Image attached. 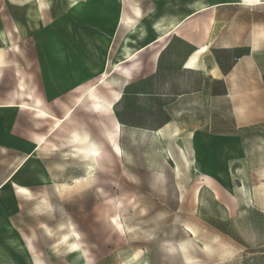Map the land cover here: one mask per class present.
<instances>
[{
	"label": "rangeland",
	"instance_id": "1",
	"mask_svg": "<svg viewBox=\"0 0 264 264\" xmlns=\"http://www.w3.org/2000/svg\"><path fill=\"white\" fill-rule=\"evenodd\" d=\"M43 1L37 5V0H0L4 56L0 104L14 91H28L33 85L50 111L39 116L20 106H0V250L4 256L15 264H30L21 248L30 241L45 264H70L73 222L91 264H264V131L260 127L236 130L226 98L208 97L207 91L221 93L222 85L211 82L200 64L184 70L193 47L173 42L171 50L180 53H165L158 72L128 89L115 107L124 120L119 146L105 143L101 132L109 123L100 122L98 114L83 106L72 105L76 91L54 88V72L59 77L61 67H53V35L46 28L54 16H64L63 8L71 0ZM90 1L118 3L125 14L134 16L131 0ZM135 1L141 17L133 18V23L147 28L166 19H200V2L212 0ZM37 6L38 13L44 11L38 23ZM81 27L89 33L90 28ZM126 32L122 23L109 36L105 72L85 75L83 84L96 83L98 94L109 96L110 87L121 90L122 76L114 72L113 63ZM91 33L96 42L104 35ZM153 36L141 39V44ZM72 46L76 49L80 44ZM77 50L84 52L85 47ZM140 56L146 65L149 53ZM146 75L143 70L141 76ZM100 77L105 82H99ZM113 96L105 97L104 107L96 110L109 111L117 99ZM59 101L75 107L72 121L61 128L63 116H59L70 105L61 108ZM116 122L106 128L107 137L117 136ZM75 129L100 145L104 168L93 155L74 146ZM235 133L242 138L241 155L227 151L229 135ZM206 134L220 136L212 141ZM34 135L44 136L49 145L31 152ZM63 182L68 185H60ZM111 198L125 202L120 229L110 219L113 213H106Z\"/></svg>",
	"mask_w": 264,
	"mask_h": 264
},
{
	"label": "crops",
	"instance_id": "2",
	"mask_svg": "<svg viewBox=\"0 0 264 264\" xmlns=\"http://www.w3.org/2000/svg\"><path fill=\"white\" fill-rule=\"evenodd\" d=\"M131 1L134 16L140 18L141 10L137 6V1ZM43 4H45L43 0H37V5ZM37 10L38 6L36 9L37 15L34 17L38 23L39 14L42 15L44 11L41 14ZM63 11H66L64 16H54L53 22L46 28V32L53 35V67L54 69L57 66L61 67L59 77H57L56 71L54 72V88L59 91H76L78 94L72 100V105H75V107L83 106L86 111L98 114L101 117L100 122L107 121L109 123V127L104 125L105 128L101 124L102 128L105 129L101 132L104 142L111 141L113 145L117 143L119 146L124 120L117 112L122 122L119 121L114 111L115 107L121 102L128 89L135 88L142 80L158 72L160 60L165 53H180L171 50L173 42H177L181 46L193 47L189 52L191 54L182 65L184 70H194L200 64V70L210 78L211 82L222 85L223 91L221 93L207 91L209 93L208 97L226 98L231 118L230 123L236 130L241 131L260 127L264 131V0H212L200 2L197 11V13L200 12V19L190 16L183 20L166 19L164 22L149 24L147 28L144 25L134 24L133 18L136 17L125 14L118 3L106 4L102 1L96 3L90 0H71V4L68 1ZM90 11H96L99 14L94 17L89 15ZM83 15L84 17H82ZM122 23L127 27V32L122 36L119 54L113 63L114 72L122 76L120 81L122 91L110 87L109 96L98 91L100 96L106 98H112L114 92H119L120 95L112 103L109 111H94L85 97L89 89L96 83L83 84L85 75L88 72H105L104 67L110 50L109 36H114ZM82 24L90 28L89 33L83 30ZM52 25L54 28H50ZM92 31L101 32L104 35L96 42L89 36ZM146 31L148 32L146 33ZM151 33L154 35L153 40L141 44V39L145 40ZM77 43L80 44V47L73 49L72 44L77 45ZM81 47H85L84 52L77 50ZM144 52L149 53V58L147 64L143 66L140 61V54ZM3 58L4 56L0 53V76ZM41 62L44 63L43 59H41ZM122 68H127L129 74L122 71ZM143 70L147 75L142 77ZM21 87H24V83H21ZM58 105L61 108L64 105H70L64 111V114L59 116V118L63 116L62 123L59 124L61 128L63 123L66 124L72 121L75 107L72 108L71 104H61L60 101ZM0 106H20L32 110L39 116H44L40 114V111L44 109L48 111V115L50 113L46 107V102L33 85L28 91H14L11 98L0 104ZM113 120L119 123V131L117 136L107 137L106 128H112ZM53 131L55 132L56 129H53ZM206 135L207 139L212 141L220 136L215 134ZM88 136V133L81 134L75 129L72 135L74 146L78 150L83 148L85 150L81 149L83 153L93 155L102 169L104 168L103 160L100 162L90 150L92 140ZM41 137L34 135L31 152L34 153L38 148H42L44 140L39 142ZM229 138L231 144L227 150L228 153L234 155L239 153L241 155L243 145L240 134H230ZM48 142L50 143V141ZM200 143V146L204 144L201 137ZM96 148L99 151L101 150L99 145H96ZM92 178L93 175H90V180ZM44 179L51 181L49 177ZM60 185L66 186L68 184L63 182ZM89 256L91 255L89 254Z\"/></svg>",
	"mask_w": 264,
	"mask_h": 264
},
{
	"label": "bare ground",
	"instance_id": "3",
	"mask_svg": "<svg viewBox=\"0 0 264 264\" xmlns=\"http://www.w3.org/2000/svg\"><path fill=\"white\" fill-rule=\"evenodd\" d=\"M135 1V0H134ZM136 2V1H135ZM135 9V8H134ZM136 9H138L136 7ZM141 13V12H140ZM140 15V14H139ZM136 17V16H134ZM138 17V16H137ZM141 17V16H140ZM125 20V19H124ZM128 22V21H127ZM127 22H125L127 24ZM135 24V23H134ZM180 29V28H179ZM177 31V30H176ZM134 56V55H133ZM134 61V60H133ZM126 62V61H125ZM135 62V61H134ZM128 67V66H127ZM117 70V69H116ZM122 71H124L125 73L129 74V71L127 68H122ZM100 82H105L103 77L100 78ZM95 86V85H94ZM94 86H92L89 91L87 96L85 97V99H87L89 102V105L91 106L92 110H96L97 108H103L104 104L103 101L106 100L105 97L100 96L95 90H94ZM119 92H115L114 96H113V100L119 97ZM40 114L47 116L48 115V111H46L45 109L40 111ZM116 126H119V123L116 122ZM54 128H51V130L53 131ZM50 130V131H51ZM77 133V132H76ZM83 136V135H82ZM76 137V136H75ZM80 138V137H79ZM44 140V141H43ZM43 141V142H42ZM39 142H42V147H46L49 145L48 140H46L43 136L41 138H39ZM90 142V141H89ZM82 144V142H81ZM80 144V145H81ZM90 144V143H89ZM40 145V144H39ZM86 145V144H85ZM96 145L93 141H91V148L90 150L94 153V155L96 156V158L101 162L104 159V153L101 152V150L99 151L96 148ZM100 146V145H99ZM80 149V148H79ZM83 151H85L83 148H81ZM80 149V150H81ZM116 150L119 151V147L116 145ZM184 154V153H183ZM185 158V157H184ZM63 185V184H62ZM22 190L27 191L28 189L22 186H19ZM24 192V191H23ZM128 201H130V199H128ZM124 200L123 198H119L116 201H114L112 198L111 200H109V205H108V210L106 213L108 212H112V216H110V219L112 220L113 224L115 225L116 228L120 229V216L121 213L124 211L125 209V204H124ZM71 229H70V233H72L75 236L74 242L72 243V247L74 248L73 251V259L71 260L70 264H91V257L89 256L88 252L86 251L85 248H83L81 246V244L83 243L82 241V234L81 232L77 229V227L74 225V223L72 222L71 224ZM69 234L64 235V237H68ZM190 235V234H189ZM22 250H24L26 252V255L28 257L29 263L30 264H45L42 256H41V252L37 249V247L32 243V242H28V243H23V246L21 247ZM136 256H139V252L136 253ZM0 260H2L4 263L3 264H15V262L9 257H5L4 256V252L0 250Z\"/></svg>",
	"mask_w": 264,
	"mask_h": 264
},
{
	"label": "trees",
	"instance_id": "4",
	"mask_svg": "<svg viewBox=\"0 0 264 264\" xmlns=\"http://www.w3.org/2000/svg\"><path fill=\"white\" fill-rule=\"evenodd\" d=\"M116 115H117L119 121L122 122L121 117L119 116V114H118L117 112H116ZM122 123H123V122H122Z\"/></svg>",
	"mask_w": 264,
	"mask_h": 264
}]
</instances>
